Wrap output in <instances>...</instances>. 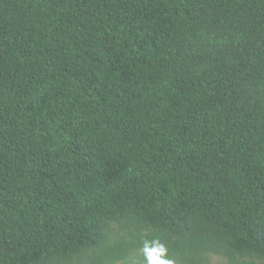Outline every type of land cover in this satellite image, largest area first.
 I'll return each instance as SVG.
<instances>
[{"label":"trees","instance_id":"1","mask_svg":"<svg viewBox=\"0 0 264 264\" xmlns=\"http://www.w3.org/2000/svg\"><path fill=\"white\" fill-rule=\"evenodd\" d=\"M149 247L264 258V0H0V264Z\"/></svg>","mask_w":264,"mask_h":264},{"label":"rangeland","instance_id":"2","mask_svg":"<svg viewBox=\"0 0 264 264\" xmlns=\"http://www.w3.org/2000/svg\"><path fill=\"white\" fill-rule=\"evenodd\" d=\"M133 229H137L140 233H145L147 229L137 226H131ZM108 236L111 242L118 240L120 237L127 233V227L122 223H111L108 228ZM157 247H149L148 249H137L132 251L129 255L122 259H111L109 257H102L101 260H95L94 251L90 250L80 255L79 259L71 258L62 264H178L174 260H160L152 259L143 262L153 250ZM205 264H264V258H260L253 254L234 252L231 254L232 258H229L224 252L209 251L205 254Z\"/></svg>","mask_w":264,"mask_h":264},{"label":"snow or ice","instance_id":"3","mask_svg":"<svg viewBox=\"0 0 264 264\" xmlns=\"http://www.w3.org/2000/svg\"><path fill=\"white\" fill-rule=\"evenodd\" d=\"M158 264H159V262H158Z\"/></svg>","mask_w":264,"mask_h":264}]
</instances>
